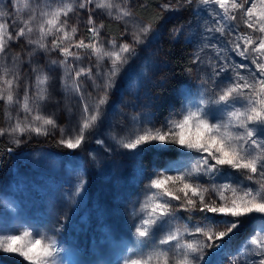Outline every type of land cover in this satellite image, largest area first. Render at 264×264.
<instances>
[{"label": "snow or ice", "instance_id": "6c2138e0", "mask_svg": "<svg viewBox=\"0 0 264 264\" xmlns=\"http://www.w3.org/2000/svg\"><path fill=\"white\" fill-rule=\"evenodd\" d=\"M194 3L193 15L208 11L213 18L208 22L212 26L203 29L211 35L204 37L193 58L197 71L204 73L198 96L177 93L178 110L169 111L163 120L157 116V98L146 97L150 103L143 107L153 110L133 117L134 129L126 139L118 138L123 128L111 136L116 146L127 150L122 155L134 161L169 153L183 158L148 178L147 198L133 213L140 254L123 257V264H213L212 257L252 220H259L261 227L244 240V254L252 257L245 264H264V0H166L159 5V18ZM135 8L131 0H47L43 7L41 0H9V10L0 11V18H7L0 22V56L8 55L10 42L34 46L29 49V71L35 80L23 86L21 96L20 73L0 69V107L6 121L0 125V137L20 145L58 129L57 143L76 150L99 135L105 105L112 108L118 99L111 92L116 78L126 75V66L143 58L147 46L163 36L162 24L132 20ZM81 10L86 13V35L77 38L79 19L73 24L71 17L79 18ZM105 16L124 25L119 40L105 39ZM241 24L249 31H240ZM232 53L238 62H232ZM85 59L91 66H83ZM56 68L63 69L62 90L79 96L77 103L82 104L70 127H60L54 116L44 114L50 89H55L51 73ZM88 81L93 103L85 99ZM179 212L189 219L193 213L201 215L190 228L179 223L184 219ZM2 233L0 229V254L19 258V264H59L62 249L54 236L36 228ZM149 247L147 253L142 251ZM240 255L238 249L233 264Z\"/></svg>", "mask_w": 264, "mask_h": 264}, {"label": "rangeland", "instance_id": "374dc122", "mask_svg": "<svg viewBox=\"0 0 264 264\" xmlns=\"http://www.w3.org/2000/svg\"><path fill=\"white\" fill-rule=\"evenodd\" d=\"M46 2L47 0H41V7ZM131 2L137 5L139 0H131ZM8 5L9 0H0V11L7 12ZM196 7L194 3L175 12V15L181 18L180 32L192 58L191 72L187 73V82L180 83L172 77L168 61L157 51L160 37L147 46L143 58L137 60L135 64L130 62V66H126V75L122 72L116 78V86L111 92L118 98L117 102L112 108L105 105L104 115L101 118L103 128L100 134L87 140L82 148L69 150L59 145L57 143L58 129L53 130L48 136H40L44 140L30 149L24 148V144L10 143L14 147L12 160L0 175L2 234H11L12 229L28 228L31 231L36 228L46 235L54 236L58 247L62 249L58 258L59 264H123V257L135 258L140 254V250L135 245L133 213L140 210L147 198L145 185L148 183V178L158 171H163L165 167L179 164L183 158L169 153L153 154L146 160L134 161L122 155L127 150L116 146L111 136L123 128L118 138L126 139L128 133L134 129L133 117H140L153 110L150 107H143L150 103L146 97L157 98V116L159 120H163L169 111L178 110L175 107L179 104L177 93L190 92L193 96H198L200 78L204 73L197 71L193 58L205 42L204 37L211 35L205 33L203 29L205 25L212 26L208 22L213 18L208 11H202L201 16L193 15L192 12L196 10ZM204 7L200 6L201 9ZM160 11L162 12L161 9ZM163 14L166 16V21L169 19L168 16L176 23L179 20L171 17L173 13ZM6 19L0 18V22H5ZM77 19H79L77 33L79 38L86 35V13L81 10L79 18L73 15L71 23L75 24ZM100 19L97 17L98 23ZM131 19L139 23L146 22L136 12ZM103 20H109V18L105 16ZM165 22L162 24L163 36H166L168 28L164 25ZM116 23L123 31L124 25ZM131 27L132 25L129 24V28ZM9 30H12L11 27ZM240 31L249 30L241 24ZM37 35L38 33H34L33 38ZM103 35L105 39L113 38L104 30ZM216 36L219 34L217 33ZM48 39L50 41L52 37ZM32 47L34 46L23 42H10V47L7 49L8 55L0 56V69L8 68L12 72L20 73L21 96L23 86L34 84L35 80V76L29 71V61L32 59L29 56V49ZM50 56L63 59L58 53H51ZM201 56L207 60L205 53H201ZM231 56L233 63L240 59L235 56V53ZM94 62L93 57L92 63ZM44 65L45 60H41L40 66L44 67ZM83 66L91 65L85 59ZM63 74L61 68H56L51 73L55 89H50L52 96L44 114L54 116L60 127H70L71 123H75L72 117H78L82 104L77 103L79 96L73 97L62 90ZM145 77L148 78L147 82ZM90 85L91 81H88L85 99L93 103L92 97L87 95L92 92ZM32 90H35L34 87ZM69 108L72 110L71 113ZM5 123L4 110L0 107V125ZM0 138L9 143L7 137ZM96 139L104 140L105 144H97ZM109 146L112 148L111 151L106 150ZM244 183L250 182L244 181ZM251 186L257 187L255 184ZM77 188L80 189L79 193L76 191ZM150 194L149 192L148 195ZM177 215L184 217L179 221L181 225L194 228L201 214L193 213L192 219L188 218L187 213L179 212ZM138 222V220L135 221V223ZM260 227L259 220H252L242 225L239 233L225 245L221 254L212 257L213 264H233V261L237 260L238 249L241 253L238 264H245V259H252L244 254L243 243ZM186 239L191 240L193 237H186ZM129 248L132 251H128ZM150 250L149 247L142 251L147 253ZM214 251L215 249L209 250L205 254V260L209 258V253ZM0 264L6 263L0 260Z\"/></svg>", "mask_w": 264, "mask_h": 264}, {"label": "trees", "instance_id": "16d2710c", "mask_svg": "<svg viewBox=\"0 0 264 264\" xmlns=\"http://www.w3.org/2000/svg\"><path fill=\"white\" fill-rule=\"evenodd\" d=\"M163 1L165 0H139V3L136 5L135 12L146 22L153 21L157 24H163L166 21V16L163 14V19L159 18L161 16L159 5ZM168 17L169 19L164 24L168 27L166 30V36L164 35L158 40L157 51L168 61L172 77L180 83H185L188 80V69L192 67L190 50L184 41L182 33L180 32L181 18L177 17L175 13H173L171 17L173 19H179L176 23L174 20L170 19V16ZM104 23V32L119 40L122 32L119 24L111 20H104ZM144 79L145 82L148 81L147 77ZM43 140V137L32 136L30 140H27V142L24 143L23 147L30 149L35 146V144H39ZM9 149H11V151H9ZM13 149L14 147L10 143L0 138V175L7 169L11 162L12 153H14ZM0 260L6 264H19V258L7 254H0Z\"/></svg>", "mask_w": 264, "mask_h": 264}]
</instances>
